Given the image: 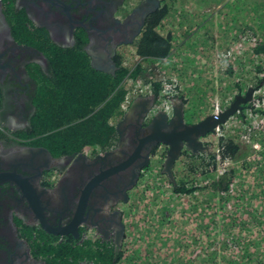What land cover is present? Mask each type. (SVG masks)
Returning a JSON list of instances; mask_svg holds the SVG:
<instances>
[{
  "label": "flooded vegetation",
  "instance_id": "flooded-vegetation-1",
  "mask_svg": "<svg viewBox=\"0 0 264 264\" xmlns=\"http://www.w3.org/2000/svg\"><path fill=\"white\" fill-rule=\"evenodd\" d=\"M126 1L0 0V264H52L47 247H79L88 240L123 255V203L146 167L125 190L128 167L111 172L132 151L131 124L116 129V139L103 146H80V139L54 133L70 123L58 111L63 85L71 88L85 65L114 75L126 46L137 52L145 34L161 36L157 28L168 16L162 13L165 0H137L131 6ZM183 20L177 17L180 31L192 38L189 49L203 53V23L195 29ZM165 34L170 50L185 46L181 33L179 39L173 29Z\"/></svg>",
  "mask_w": 264,
  "mask_h": 264
},
{
  "label": "rangeland",
  "instance_id": "rangeland-1",
  "mask_svg": "<svg viewBox=\"0 0 264 264\" xmlns=\"http://www.w3.org/2000/svg\"><path fill=\"white\" fill-rule=\"evenodd\" d=\"M167 1L171 3L168 5L170 9L162 10L163 15H168L166 18L174 20H177V17L184 18L185 21L188 20L194 24L195 29L196 26L200 28L199 23L215 29L212 21L209 20V18L215 17L220 23L221 32H219V36L222 34L220 36L222 39L206 43L204 52L199 54L192 49L190 50L191 53L187 51L185 53L181 49L183 47H176L177 42L175 41L177 39H170L173 41V45L179 48L178 52L181 51L184 54L178 55V61H186L184 69L178 64L176 65L177 68H174V72L182 77L180 86H183L182 83L186 84L185 87L190 84V87L186 88L188 94H185L186 106L188 107L187 114L185 112V120L193 122L199 119L195 110L189 107H196L194 100L198 97L200 88L206 93L205 98L202 99V105L207 109L213 108L212 103L215 100L221 101L223 107H226L233 101L236 94L245 95L249 88H253L250 99L243 102V107L239 111H235L225 124L228 123V132L237 137L236 141L240 144L241 153L244 150L247 152L245 155L237 156L238 161L245 158L248 163H251L248 164L249 169L247 167L244 174L240 173L244 178L242 181L247 178L254 180V177L259 176V173H256L257 170L260 167H263L264 170V166L260 165L264 163V155H262V152L264 153V135L262 132L264 131L257 132L254 138V141L258 143L256 148L241 141L237 133L242 130L245 124L256 126L259 123L260 126L264 119V106L252 108L254 90L264 88V81L262 80L264 78V53H256L254 48V44L258 41L261 42V37L264 36V1L175 0V3L171 0ZM135 2L137 0H127L126 4L131 6ZM248 4L260 6L253 11L251 5ZM242 5L247 7V15H244ZM259 16L262 18H257ZM209 27L204 25V30L208 35L212 34ZM188 34L189 32H182L180 36L185 41L186 38H189ZM175 37L179 39V34L175 33ZM126 48L128 49L125 60L118 66H126L128 71H132L138 68L140 62H143L141 58L143 54L136 52L133 45L126 46ZM170 52L172 55L177 53L173 50ZM164 67L169 71L170 63H165ZM201 68L204 70L200 71ZM204 74L211 76V87L207 84ZM201 75L204 76L200 77ZM257 79L260 81L255 83ZM259 92V94L264 93L263 90ZM53 104L56 106L57 101ZM211 137L212 134L209 133L204 136V139L209 144L212 142V150H215ZM252 148H255L254 154H250L253 151ZM185 158L187 157L181 154L174 165L185 168L187 171L188 167L184 164L187 162ZM205 160H209V157H206ZM163 161L164 156L158 155L155 149L137 185L131 190L129 201L123 203V209H126L123 218L127 226V234L122 243L123 255L120 256L116 264H181L182 262L184 264H245L248 262L245 258L254 256L257 260L261 255L264 257V220L254 228L250 225V234L253 235L254 240L251 244L252 247H248L246 241L250 236L243 235L241 232L236 234L237 240L235 239L231 244L227 243V239L230 238L229 234L225 236L220 232L212 235L216 227H221L225 219L232 217V215L231 217L225 216V212L232 207L236 201L235 197L233 195L227 197L226 194H223L225 198L221 200L217 194L215 198H210V203L214 202L213 205H215L214 211H210L207 207L208 203H206L209 200L206 197L209 196L203 198L209 187L205 182H197L203 187L196 189L193 193H181L175 199L176 196L173 195L170 180L166 172L163 171ZM210 166L215 167V163ZM204 167L196 166V170H203ZM208 169L204 170L207 171ZM175 171L177 169L174 170L173 166V173ZM211 172L213 173V170ZM213 175L219 177L214 173ZM189 177H192V174ZM241 187L249 191L253 189L250 184ZM227 201L230 203V208H227ZM164 207L168 209L163 210ZM146 209L150 211L144 214ZM162 211L168 216L164 221L161 217L162 214L159 216L157 214L162 213ZM200 212L207 214L206 221L203 222L204 226L205 224L208 225L206 228H202L201 223L196 218ZM212 217L213 222L211 223ZM191 222L197 224L198 227L191 225ZM161 223L162 225L165 223L169 228L164 225L160 226ZM148 226L152 227L149 229ZM239 226L236 227L239 228ZM161 233H163L162 243L158 246ZM237 244L240 247L237 248Z\"/></svg>",
  "mask_w": 264,
  "mask_h": 264
},
{
  "label": "trees",
  "instance_id": "trees-1",
  "mask_svg": "<svg viewBox=\"0 0 264 264\" xmlns=\"http://www.w3.org/2000/svg\"><path fill=\"white\" fill-rule=\"evenodd\" d=\"M171 1L175 3V0ZM164 3L162 10L170 9L168 5H171V3L167 0H165ZM248 5H251L253 11L256 10V7L260 6L258 4ZM241 8L244 11V15H247V7L242 5ZM257 18L261 19L262 17L259 16ZM261 40V42L258 41L254 44L255 51H257L256 53H264V36L261 37ZM137 43V52L143 55L159 56L165 54L168 49L165 39L157 35L155 31L145 34ZM82 62L85 63V61ZM86 66L87 65L83 68L84 73L78 78L77 82L71 85V88L69 85H63V93L61 92L63 98L59 103L58 111L59 114H65V118L62 120L70 123L63 130H59L54 134L64 133L70 135V138L73 140L80 139V146L85 144L103 146L112 143L113 140L116 139L115 123L112 122V120L116 119L121 112L120 102L124 96L125 90L119 83L128 70L124 66H118L115 74L111 75L108 72L87 68ZM138 70L139 68L132 70V75H135ZM258 81H260V79H257L255 83H258ZM154 89L158 93L159 85L156 84ZM220 144L223 146L222 151L225 154L228 153L232 156L238 154V156H240L241 154L245 155L247 153L244 152L245 150L241 153L240 144L236 141V136L234 135L221 137ZM181 154L187 157L185 158L187 162L184 164L188 167V172L185 168H179L178 165H174V170L177 169V171L174 172V182L170 180L169 183L172 186L173 195L176 196L175 199H177L181 193H193L196 189L202 188L203 186L198 185L197 182H205L209 187L203 198L209 196L206 197L209 198L206 203H208L207 207L210 211H214L215 207V205H213L214 202L210 203V198H215L218 194V197L222 200L225 198L223 194H226L227 197L233 195L236 201L232 204L231 208L230 203L227 201V208H230L227 212H230V214L225 212V216L231 217L232 215V217L225 219L221 227H216L212 235H216L220 232L225 236L229 234L230 238L227 239V243L231 244L235 239L237 240L236 234L241 232L243 235L250 236L246 241L247 246L252 247L251 244L254 240L252 238L253 235L250 234V225L254 228L264 220V209L262 210V207L264 208L263 167L257 170L256 173H259V176L254 177V180L247 178L245 181H242L244 178L240 173L244 174L245 169L247 167L249 169L248 164H251L244 158L237 161L235 167H231L229 172L215 177L211 172L214 166H210L212 163H215L214 161L212 162L214 157L213 150L210 152L191 153L189 149H183ZM262 155H264L263 152ZM206 157H209V160L206 161ZM260 165L264 166V163ZM196 166L205 167L203 170L197 171ZM206 168L209 169L205 171L204 169ZM190 174H192V177H189ZM198 179L199 181H197ZM248 184L253 188L251 191L241 187L242 185ZM165 208L168 209L164 207L163 210ZM147 211L150 210L146 209L143 213L147 214ZM164 213V211H162V213H157L158 216L162 214L161 217H163V219H161L163 221L168 217ZM206 216L207 214L201 212L196 216L202 228L208 226L207 224H205V226L203 225V222L206 221ZM158 220H160V218H158ZM162 220L161 222H163ZM212 220L213 217L211 218V223L213 222ZM190 224L198 227L194 222ZM190 224L187 223V225ZM163 225L168 227L165 223ZM163 225L161 223L160 226ZM236 226H239V228ZM151 227L152 226H148L149 229ZM258 227L260 226L258 225ZM168 228L167 230H170ZM205 230L207 231V229ZM162 235L163 233L159 235V245L162 243ZM92 244L94 247L91 246ZM50 246V248H46V251L50 253L49 261H51L52 264H116L121 256V250L115 254L112 247L107 249L104 243H99L97 240H88L84 245H80L79 247L71 246L69 243H63L62 246H64L65 249H63L62 246ZM238 247H240L239 244H237V248ZM255 259L256 257L254 256L245 258V260L248 261L245 262V264H264V257H262V255L258 257L257 260ZM214 260L216 259L214 258ZM239 263H241V260H239ZM181 264H184V262Z\"/></svg>",
  "mask_w": 264,
  "mask_h": 264
},
{
  "label": "water",
  "instance_id": "water-1",
  "mask_svg": "<svg viewBox=\"0 0 264 264\" xmlns=\"http://www.w3.org/2000/svg\"><path fill=\"white\" fill-rule=\"evenodd\" d=\"M252 87L245 95L236 94L232 102L217 114L209 113L197 121L187 122L184 118V102L181 98L172 101V114L169 116L164 111H157L147 117V111L154 103L152 96H139L133 100L122 118L116 122L115 128L119 130L126 124L129 127V135H135L131 153L125 159L111 168V172H118L123 167H128V176L124 190L131 188L137 182L141 171L149 164L152 147L158 143L167 146L163 161V171L169 180L174 182L173 166L181 155L183 149H189L192 153L210 151L212 145L204 141V136L214 130V127L225 122L235 111L243 107V102L251 97ZM144 123V124H143ZM137 130L140 132L136 135ZM122 135L119 143H121ZM110 152V151H108ZM107 152V153H108ZM127 199L126 191L123 200ZM45 228V227H44ZM123 226L116 233V244L122 239Z\"/></svg>",
  "mask_w": 264,
  "mask_h": 264
},
{
  "label": "built area",
  "instance_id": "built-area-1",
  "mask_svg": "<svg viewBox=\"0 0 264 264\" xmlns=\"http://www.w3.org/2000/svg\"><path fill=\"white\" fill-rule=\"evenodd\" d=\"M141 58L143 62H140V65H138V68L141 69L138 70L135 75H132V71L129 70L119 83L125 90L124 96L120 102V111L125 112L135 98L151 94L157 84L159 85V91L156 95L157 97H155L156 101L154 100V103L148 109L147 117L152 116L157 111H164L170 116L172 114V99L180 92L182 77L174 72V68H177L176 65H170V70L168 71L164 65L162 66V64H165L169 59H173V55L168 53L159 56L141 55ZM262 80L264 81V78ZM153 85L155 86L153 87ZM260 90L264 91V88H256L254 90L252 108L255 106H264V93L259 94ZM223 108L222 102L215 100L213 101L211 113L217 114ZM225 122L216 125L214 130L209 132L212 134L211 138L215 147V150H213V161L215 162L213 173L216 174V176H219L223 172L228 171L231 167H234L238 161L236 157L228 153L225 154L222 151L223 146L220 144V138L231 135L228 132V123L225 124ZM261 122L260 126L259 123L256 126L249 124L243 125L242 130L237 133L239 139L256 148L258 143L254 141V138L257 135V132H260V129L262 128L264 121ZM210 144L212 145V142H210ZM157 147L156 153L165 156L167 146L164 143H159ZM255 148H252L253 151L250 154H254Z\"/></svg>",
  "mask_w": 264,
  "mask_h": 264
},
{
  "label": "crops",
  "instance_id": "crops-1",
  "mask_svg": "<svg viewBox=\"0 0 264 264\" xmlns=\"http://www.w3.org/2000/svg\"><path fill=\"white\" fill-rule=\"evenodd\" d=\"M209 20L210 21H212V23H213V26L215 27V29H212V28H210L208 25H206V24H204L206 27H209V29H210V33L212 32V34H210V35H208V33L207 32H204L202 35H201V37H202V39H200L199 40V42L201 41V44L199 43V50H201V51H203L204 52V48H206V43H211L212 41H216V39L217 40H220V39H222V37H220L222 34H220V36H219V32H221L220 31V23H219V21H218V19L217 18H215V17H212V18H209ZM183 23L185 24L186 23V21L185 20H183ZM177 24V20H174V19H172V18H164L163 17V19L161 20V22H160V27L159 28H157V31H158V33L161 35V36H165L166 34H165V32L168 30V29H173L174 30V32L175 33H177V34H179V33H182L181 31H180V26H178V25H176ZM180 38V37H179ZM182 41L184 40V39H181ZM185 41H187L186 43H185V46L183 47V48H181L182 50H184L185 51V53H191V51H190V49H189V47H190V44L189 43H191L192 42V38L190 37V35H189V38H187V39H185ZM182 43V42H181ZM214 43V42H213ZM212 43V44H213ZM173 44V43H172ZM168 49L166 50V53L165 54H172L170 51V49L171 48H169V47H167ZM176 49H178L179 50V48H176ZM178 50H173L174 52H177L176 54H173V59H169L166 63H170V65H180L181 67H183V69H184V67H185V63H186V61L185 62H179L178 61V59H177V57H178V55H184L181 51L180 52H178ZM187 51V52H186ZM170 52V53H169ZM189 59V58H188ZM164 65V63L162 64V66ZM201 70H204V69H200V71ZM205 75V74H204ZM204 75H201L200 77H203ZM205 78H206V81H207V84L209 85V87H211L210 85H211V83H210V81H211V76H206L205 75ZM202 79V78H201ZM203 80V79H202ZM204 81V80H203ZM185 82V81H184ZM183 84V86H180L181 87V89H180V92H179V94L177 95V96H175V97H173V99H172V101L175 99V98H181L182 100H183V102H184V117H186V115H185V112H186V114H187V111H188V107L186 106V96H185V94H188V92H187V90H186V88L188 87H190V84L187 86V87H185L186 86V84H184V83H182ZM202 84H203V82H202ZM155 85H153V87H154ZM155 89H153V91L151 92V94H149L150 96H152L153 97V99L156 97V93H157V91L155 90ZM205 94L206 93H204L202 90H201V88L199 89V91H198V97L194 100V103H195V105H196V107H193V106H190L189 108H191L192 110H195V112H196V114H197V118H202V117H204V116H206L207 114H209V113H211L212 112V109L211 108H209V109H207V107H205V106H203L202 105V103H203V101H202V99L203 98H205ZM148 96V95H147ZM212 107H213V103H212ZM189 116V115H188ZM140 226H142V225H140ZM158 246H159V244H158Z\"/></svg>",
  "mask_w": 264,
  "mask_h": 264
}]
</instances>
